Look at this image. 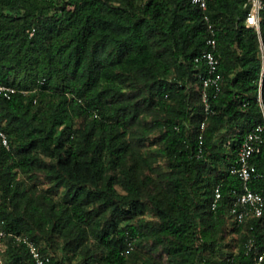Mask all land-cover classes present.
Masks as SVG:
<instances>
[{"label":"trees","instance_id":"obj_1","mask_svg":"<svg viewBox=\"0 0 264 264\" xmlns=\"http://www.w3.org/2000/svg\"><path fill=\"white\" fill-rule=\"evenodd\" d=\"M207 1L204 12L192 0H0V85L20 90L0 95V264H35L13 235L50 264H138V248L167 264H256L264 219L234 222L229 191L240 180L229 168L262 122L264 10L258 33L247 0ZM205 15L223 75L209 115L195 62ZM253 166L264 174V148ZM40 176L54 194L25 185ZM231 233L238 251L219 255Z\"/></svg>","mask_w":264,"mask_h":264},{"label":"built area","instance_id":"obj_2","mask_svg":"<svg viewBox=\"0 0 264 264\" xmlns=\"http://www.w3.org/2000/svg\"><path fill=\"white\" fill-rule=\"evenodd\" d=\"M192 3L204 12L208 9L207 0H192ZM247 15L246 23L256 28L260 33L261 28V13L264 10V0H247L246 6ZM205 20L208 23L209 37L207 39V47L202 54L196 57L195 62L199 65L205 66L203 74L199 75L201 84V102L203 110L206 115L212 113L210 104V93H219L222 89L223 75L220 72L221 58L217 49L216 32L210 17L205 15ZM35 28L31 31V36L34 35ZM261 59L263 63L262 72L259 80V88L257 93V101L260 106L262 114V122L257 124L251 131H249L238 151L235 162L230 166L229 171L240 180V186L230 188V195L232 197L229 206V212L237 224H242L249 219L263 218L264 219V190L258 191L252 188L255 182L264 180V174L260 173L253 166V159L262 152L264 148V46L261 44ZM13 86L0 85V95L10 99L14 94L19 92ZM23 92V91H22ZM206 126V121L201 123V130ZM202 144V133L199 136ZM0 142L9 148V139L7 134L0 125ZM222 184L215 186L213 191V200L211 208L215 210L219 202L223 198ZM7 237V233L0 226V247L3 246V240ZM14 241L18 245L26 247L35 264H50L51 256L41 252L38 244L31 238L25 235H13ZM248 252L255 246V240L250 239L247 243ZM264 263V252L256 257V264Z\"/></svg>","mask_w":264,"mask_h":264},{"label":"rangeland","instance_id":"obj_3","mask_svg":"<svg viewBox=\"0 0 264 264\" xmlns=\"http://www.w3.org/2000/svg\"><path fill=\"white\" fill-rule=\"evenodd\" d=\"M156 147H154L155 149ZM160 164L164 167L165 163L164 161H161ZM25 185H29L30 188H33L34 190L39 191H47L50 192V194H54V191H50L51 190V186L52 184L43 176H40L38 178H34V179H26L25 181ZM58 193V192H57ZM57 196H61V194H57ZM149 218H152V215L149 214L148 215ZM229 226H232L231 223L229 224ZM238 236L237 234L231 233L228 235V237L226 238V243L230 244V247H226L224 248L219 255L222 256H226L228 253L230 252H237L238 248H239V243H238ZM40 246H46L45 241L42 239L40 241ZM6 250L3 249V247H0V259L3 261H6L8 259V257L6 256ZM51 252H54V250H50ZM137 256L139 258L138 260V264H144V260H149L150 262H155L156 264H167L166 261V257L164 255H162V253H160L159 251H157L155 253V255H151L150 253L146 252L145 250L138 248L137 249Z\"/></svg>","mask_w":264,"mask_h":264}]
</instances>
